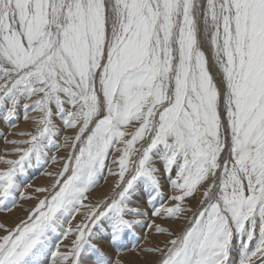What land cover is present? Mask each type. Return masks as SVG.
<instances>
[{
  "label": "snow or ice",
  "instance_id": "1",
  "mask_svg": "<svg viewBox=\"0 0 264 264\" xmlns=\"http://www.w3.org/2000/svg\"><path fill=\"white\" fill-rule=\"evenodd\" d=\"M20 118L0 211L60 167L0 224V264H123L143 229L170 237L140 249L156 264H264V0H0V121Z\"/></svg>",
  "mask_w": 264,
  "mask_h": 264
},
{
  "label": "rangeland",
  "instance_id": "2",
  "mask_svg": "<svg viewBox=\"0 0 264 264\" xmlns=\"http://www.w3.org/2000/svg\"><path fill=\"white\" fill-rule=\"evenodd\" d=\"M35 116L38 115V113H29L30 116ZM31 124L27 125L26 127H23L24 123L28 121H24L22 118L17 120V127L16 128H9L5 122L0 121V133H8V132H21V131H34L35 124L32 120ZM59 123V121H57ZM23 124V125H22ZM32 125V126H31ZM21 126V127H20ZM18 128V129H17ZM17 129V130H15ZM64 134L71 135L72 132L68 131L66 133L61 134V143H62V136ZM23 136H13L9 135L8 139H25L26 137ZM5 144L3 140H0V153H2L5 150ZM11 147H14L13 145H7V148L10 149ZM67 150L66 149H60L59 153H56L55 150H53L52 154L59 156H64L66 155ZM10 159H16L15 156L9 157ZM0 167H3V165H0ZM60 163L53 164L51 161H49L47 164H42L40 166H33L28 170V177H27V183L31 184V187H26L22 189V191L25 193L26 196L32 197L31 199H20L19 197L17 198V203L16 206L11 207V211H0V224L5 225L8 228H11L15 226L20 220L25 219L28 215V211L38 202V199H42L46 193H40L37 192L36 189L38 188H46L50 187L52 183V178L50 180H47L44 183L38 184L33 186L34 180H36L38 177L42 176L43 174L46 176L47 172H56L59 170ZM115 167V166H113ZM107 175V173H105ZM111 180L110 182L112 183L114 178L108 177L106 181ZM105 179H101L100 181V186L102 187L104 183L106 182ZM112 185V184H111ZM101 187H98L92 194L91 198L93 200H96L100 198L101 196L104 195V193L98 194L97 191ZM111 188V186H110ZM109 190L105 193H108ZM164 193H165V199H163L161 202L164 204H171L173 203L172 201H169L166 197L170 196L173 194V191L170 187V185H165L164 188ZM97 195V196H96ZM199 200V196L195 199L189 198L187 201V206L191 207L193 212L196 211L198 207L197 201ZM25 208V209H24ZM192 216V212L185 213L186 218H190ZM186 218H181L177 220L173 219H168V218H163V219H156V223L161 225L162 227L168 228L170 231L173 233H179L181 232L187 225V219ZM176 222V223H175ZM182 227H181V226ZM180 226V227H178ZM149 230L148 229H143V230H138L136 234V238L132 240V245L136 246V250L133 251H128L124 252L121 254L120 259L123 262V264H155L157 260L160 258V254L156 253H148V252H143L140 251V249L143 248H149V247H160L163 248L165 247V242L170 239L166 234H158L155 231H152L151 234L149 235ZM4 234L2 230H0V235ZM147 236V237H146ZM149 240L150 242L147 243L146 239ZM148 244V247H144L145 245ZM133 256H136L138 259L133 260ZM139 256V257H138Z\"/></svg>",
  "mask_w": 264,
  "mask_h": 264
},
{
  "label": "bare ground",
  "instance_id": "3",
  "mask_svg": "<svg viewBox=\"0 0 264 264\" xmlns=\"http://www.w3.org/2000/svg\"><path fill=\"white\" fill-rule=\"evenodd\" d=\"M32 116H33V114H32ZM26 122V121H25ZM28 124H31V121H28V122H26V123H24V125H23V127H26V129H27V125ZM32 126V125H31ZM21 127V126H20ZM18 129V128H17ZM17 129H15V130H17ZM23 138V137H22ZM112 178V177H111ZM47 180H50V178L46 175H42V176H40V177H38L36 180H34V182H33V186H35V185H38V184H41V183H44V182H46ZM111 180L109 179L108 181H106L105 183H104V185L101 187V186H99V187H101L100 189H98V191H97V193L98 194H102V193H104V194H106L105 192H107L108 190L110 191V186H111V184L113 183H111L110 182ZM48 182V181H47ZM97 196V195H96ZM25 209V208H24ZM176 223V222H175ZM181 226V225H180ZM180 226H178V227H180ZM182 227V226H181ZM147 237V236H146ZM146 239V242L147 243H149L150 242V239L149 240H147V238H145ZM144 247H148V244L147 245H145ZM139 257V256H138ZM138 258L136 257V256H133V260H137ZM158 261V260H157ZM156 264V263H155Z\"/></svg>",
  "mask_w": 264,
  "mask_h": 264
}]
</instances>
